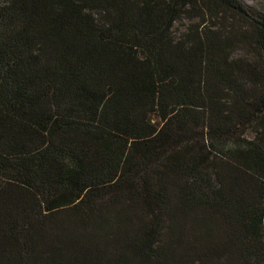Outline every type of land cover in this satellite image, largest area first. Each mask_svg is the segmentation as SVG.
I'll list each match as a JSON object with an SVG mask.
<instances>
[{
    "label": "trees",
    "instance_id": "1",
    "mask_svg": "<svg viewBox=\"0 0 264 264\" xmlns=\"http://www.w3.org/2000/svg\"><path fill=\"white\" fill-rule=\"evenodd\" d=\"M245 1L0 0V264H264Z\"/></svg>",
    "mask_w": 264,
    "mask_h": 264
},
{
    "label": "rangeland",
    "instance_id": "2",
    "mask_svg": "<svg viewBox=\"0 0 264 264\" xmlns=\"http://www.w3.org/2000/svg\"><path fill=\"white\" fill-rule=\"evenodd\" d=\"M245 2L249 6L252 12L254 13L264 12V0H246Z\"/></svg>",
    "mask_w": 264,
    "mask_h": 264
}]
</instances>
